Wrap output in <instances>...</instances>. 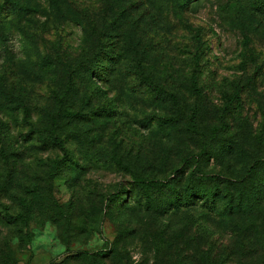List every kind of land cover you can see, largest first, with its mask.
<instances>
[{
  "label": "rangeland",
  "instance_id": "rangeland-1",
  "mask_svg": "<svg viewBox=\"0 0 264 264\" xmlns=\"http://www.w3.org/2000/svg\"><path fill=\"white\" fill-rule=\"evenodd\" d=\"M262 2L0 0V264H264Z\"/></svg>",
  "mask_w": 264,
  "mask_h": 264
},
{
  "label": "trees",
  "instance_id": "trees-1",
  "mask_svg": "<svg viewBox=\"0 0 264 264\" xmlns=\"http://www.w3.org/2000/svg\"><path fill=\"white\" fill-rule=\"evenodd\" d=\"M264 2V0H263ZM262 2V4H263ZM196 79H197V76L195 73H192L191 75V80L193 82V84L196 83ZM56 140V139H55ZM59 141V140H58ZM59 145H61L60 142H57ZM253 168H254V165L252 167L249 168V173L253 171ZM200 181L202 184H205V183H209L211 186H210V189H206L204 191H202L201 193V203H202V206L204 208H206L208 211L210 212H215V208H216V201L218 200V196L220 194V184L222 182H219V177L215 176V175H204L202 178H200ZM138 185L140 187V189H142V191L144 192V197L150 202V199L153 195H157L158 192L161 191V189H169L170 192H172V194L167 198L168 200V207L170 208L171 206H176V207H179L181 206L182 204H184V202L188 201V199L190 198L191 196V191H194V190H189L190 188L188 187H184V194L181 193V191L179 190H175V188L173 186L170 185V183L168 182H163V184H157L156 182H154V180H145V179H142L141 181H138ZM176 191V192H175ZM198 192L201 191V190H197ZM196 191V192H197ZM175 192V193H173ZM231 202H229V204H225L221 209L220 211H217V214L220 215V216H225L228 214V209H231L233 208L232 205H230ZM22 206H25L24 203L22 202L21 203ZM20 218H22V215L21 214H17L13 217V219H16V220H19ZM103 254V253H101ZM101 254H98V256H100ZM108 253H105L104 255L102 256H106ZM95 258H98V257H94L92 256V261H95ZM98 264H104V259L101 258L100 260H98ZM206 264H225V262L223 260H220V261H213V260H210V261H207Z\"/></svg>",
  "mask_w": 264,
  "mask_h": 264
}]
</instances>
